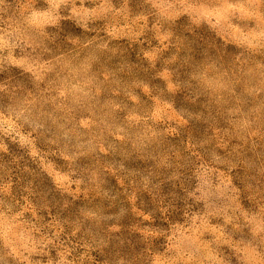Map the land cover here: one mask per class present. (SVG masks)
Listing matches in <instances>:
<instances>
[{
  "label": "rangeland",
  "instance_id": "374dc122",
  "mask_svg": "<svg viewBox=\"0 0 264 264\" xmlns=\"http://www.w3.org/2000/svg\"><path fill=\"white\" fill-rule=\"evenodd\" d=\"M0 264H264V0H0Z\"/></svg>",
  "mask_w": 264,
  "mask_h": 264
}]
</instances>
